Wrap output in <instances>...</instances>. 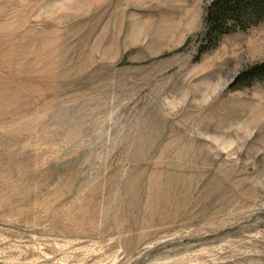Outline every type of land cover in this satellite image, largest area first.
<instances>
[{
    "label": "rangeland",
    "instance_id": "374dc122",
    "mask_svg": "<svg viewBox=\"0 0 264 264\" xmlns=\"http://www.w3.org/2000/svg\"><path fill=\"white\" fill-rule=\"evenodd\" d=\"M211 0H0V264H264V20L197 56Z\"/></svg>",
    "mask_w": 264,
    "mask_h": 264
},
{
    "label": "trees",
    "instance_id": "16d2710c",
    "mask_svg": "<svg viewBox=\"0 0 264 264\" xmlns=\"http://www.w3.org/2000/svg\"><path fill=\"white\" fill-rule=\"evenodd\" d=\"M264 20V0H211L204 8L197 56L217 45L222 36L244 31ZM264 82V61L251 64L234 76L231 90Z\"/></svg>",
    "mask_w": 264,
    "mask_h": 264
}]
</instances>
